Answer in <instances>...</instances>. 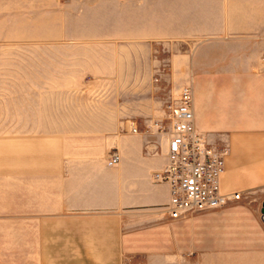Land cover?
I'll return each instance as SVG.
<instances>
[{"label": "crops", "instance_id": "1", "mask_svg": "<svg viewBox=\"0 0 264 264\" xmlns=\"http://www.w3.org/2000/svg\"><path fill=\"white\" fill-rule=\"evenodd\" d=\"M129 4L113 17L117 32L175 47L167 60L171 97L189 83L194 126L226 149L220 189L240 194L174 219L177 264H264V44L257 43L264 0ZM132 17L143 27L134 29ZM155 121L131 122L135 133L130 124L102 145L53 133L0 135V211L30 228L33 264H120L121 249L137 246L130 224L165 215L156 210L168 188L151 173L166 160L167 138ZM109 148L119 154L114 166L105 164ZM254 193L260 203L250 200Z\"/></svg>", "mask_w": 264, "mask_h": 264}, {"label": "rangeland", "instance_id": "2", "mask_svg": "<svg viewBox=\"0 0 264 264\" xmlns=\"http://www.w3.org/2000/svg\"><path fill=\"white\" fill-rule=\"evenodd\" d=\"M129 5V0H0V135L53 133L102 145L108 135L127 132L131 122L138 128L151 118L165 124L173 99L167 60L175 47L118 33L113 17ZM136 21L131 18L132 27L142 28ZM261 199L259 193L250 198ZM29 229L0 211V264H33L37 250ZM130 230L137 246L121 249L120 264L180 260L174 219L137 217Z\"/></svg>", "mask_w": 264, "mask_h": 264}, {"label": "built area", "instance_id": "3", "mask_svg": "<svg viewBox=\"0 0 264 264\" xmlns=\"http://www.w3.org/2000/svg\"><path fill=\"white\" fill-rule=\"evenodd\" d=\"M191 95L189 83L182 84L167 108L164 126L154 123L155 130L166 135L167 146L166 160L152 171L151 179L167 185L168 200L161 211L170 219L220 208L240 198L238 192L223 193L220 189L226 149L207 143L194 126ZM136 131L132 123L130 132ZM118 161L116 149L105 156L107 166Z\"/></svg>", "mask_w": 264, "mask_h": 264}]
</instances>
